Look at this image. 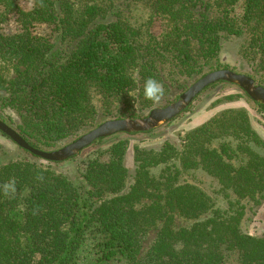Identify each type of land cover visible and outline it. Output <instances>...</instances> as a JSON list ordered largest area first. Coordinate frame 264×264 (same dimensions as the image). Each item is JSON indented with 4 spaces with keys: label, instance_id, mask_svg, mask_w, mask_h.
I'll list each match as a JSON object with an SVG mask.
<instances>
[{
    "label": "trees",
    "instance_id": "trees-1",
    "mask_svg": "<svg viewBox=\"0 0 264 264\" xmlns=\"http://www.w3.org/2000/svg\"><path fill=\"white\" fill-rule=\"evenodd\" d=\"M145 1L151 12L136 26L121 17L115 0L81 7L35 0L31 10L0 0V59L15 65L13 76L0 75V119L33 147L54 150L87 131L95 116L93 90L121 103L124 114L119 109L113 116L122 119L137 106H152L143 94L149 77L167 93L180 80L231 69L219 59L228 36L246 39L241 55L250 71L242 73L264 82V0ZM13 14L21 30L3 33L1 24ZM36 23L55 25L60 35L37 36ZM219 83L225 82L213 85ZM185 141L182 167L207 171L223 204H210L202 188L182 182L178 166L161 168L179 152L171 141L135 145L131 171L129 141H117L105 160H83L76 176L14 158L0 144V264H75L86 242L91 264H264V235L241 226L248 210L264 202V155L255 149L264 139L248 112L223 110L189 130ZM11 179L16 192L6 197L2 186ZM177 216L192 222L178 227Z\"/></svg>",
    "mask_w": 264,
    "mask_h": 264
},
{
    "label": "rangeland",
    "instance_id": "rangeland-1",
    "mask_svg": "<svg viewBox=\"0 0 264 264\" xmlns=\"http://www.w3.org/2000/svg\"><path fill=\"white\" fill-rule=\"evenodd\" d=\"M74 3L75 7H81L86 3H93L96 1L106 0H70ZM18 3L24 10H31L35 5V0H18ZM116 9L120 11V15L123 19L128 21L132 25L143 26L146 19L149 17L151 12L149 4L145 0H115ZM21 26L17 19V15H11L10 19L1 24V31L6 34H13L19 32ZM152 30L154 33L158 34L161 31V26L159 20L153 23ZM32 31L37 36H45L49 39L57 38L60 35V30L52 24L48 23H36ZM246 44V39L244 37H234L228 36L222 40V48L219 55L221 63H227L231 69L236 72H249V63L247 65V60L242 57L241 49L243 45ZM15 65L13 63L4 62L0 59V75L5 77H11L14 75ZM212 71H205L207 74ZM205 74H198L195 78L191 80H180V87L172 86L173 89L167 90L163 98L159 103H153L151 107L147 109H139L141 107L137 106L134 114H125L127 119H141L146 117L149 112L157 107H164L175 102L179 96L187 90L195 81ZM170 82V77L167 80ZM256 81V80H255ZM260 85L264 82L256 81ZM167 83V82H166ZM178 83V85H179ZM166 89V87H164ZM176 93V96H170ZM93 104L95 107V116L91 120L90 124L86 125V132L97 127L100 123L116 119L113 114L117 112L121 107V103L116 100H110L104 98L100 93L93 90ZM226 109H245L250 117V122L253 130L264 139V110L256 106L245 92L238 86L231 83H219L206 88L202 93H200L189 108L180 114L175 119L162 125L161 127L145 132L126 134L119 133L111 137L105 138L101 141H96L91 146L83 150L79 155L61 163H54L45 161L39 157L28 153L24 149L20 148L15 144L9 137L0 132V144L12 154V157L28 160L31 162H37L44 166H51L54 170L59 173H66L71 176H76L78 174V166L83 161L89 157L100 155L101 159L105 160L107 158L105 150L111 147L117 141L126 139L129 141V148L125 158V164L127 168L133 170L134 168V146L139 144L141 146H157L160 147L164 142L171 141L175 143L180 149L179 152L174 154L170 160L162 164L161 168L174 165L178 166L181 171L182 182L192 183L204 190V193L209 197L210 204H223V201L218 199L216 193L215 184L213 182V177L205 170L201 168H190L184 169L181 165V157L188 156L186 153L187 146L185 141V136L187 132L204 122H206L212 116L220 113ZM120 113L124 114L122 109L119 110ZM123 116V115H122ZM85 132V133H86ZM238 142L242 143V140L237 139ZM70 143V142H69ZM68 144V143H66ZM63 144L62 146L66 145ZM245 145L249 144V140L245 136ZM61 145L57 148L62 147ZM56 148V149H57ZM255 149L262 155H264V147H255ZM243 154V152H241ZM241 154V155H242ZM159 169L156 170L158 172ZM147 201H145L146 203ZM212 206V205H211ZM213 207H211L212 209ZM210 209V210H211ZM209 211L201 214L207 215ZM192 222V220L187 219L182 216H177L175 220V225L187 226ZM243 231L253 234V235H264V202L260 206H256L253 210H248L242 221ZM158 232L157 227L152 228L150 235L144 241L142 250H145L151 241L154 239L156 233ZM237 256H233L235 259ZM94 254L91 251L90 242H86L79 251V255L75 264H91L93 262ZM237 259V258H236ZM110 264H127L125 260H115ZM237 264V261L234 263Z\"/></svg>",
    "mask_w": 264,
    "mask_h": 264
},
{
    "label": "water",
    "instance_id": "water-1",
    "mask_svg": "<svg viewBox=\"0 0 264 264\" xmlns=\"http://www.w3.org/2000/svg\"><path fill=\"white\" fill-rule=\"evenodd\" d=\"M218 82L234 84L240 87L252 100L264 105V86L247 74L231 69H219L203 75L185 90L175 102L152 109L144 118L104 121L74 141L54 150L46 151L33 147L14 128L1 119L0 132L34 156L48 162L61 163L79 155L99 139H105L119 133H145L161 127L186 111L200 93Z\"/></svg>",
    "mask_w": 264,
    "mask_h": 264
},
{
    "label": "clouds",
    "instance_id": "clouds-1",
    "mask_svg": "<svg viewBox=\"0 0 264 264\" xmlns=\"http://www.w3.org/2000/svg\"><path fill=\"white\" fill-rule=\"evenodd\" d=\"M144 98L152 103H159L165 94L164 85L158 80L149 77L144 82L143 89ZM37 179L42 181L44 179L42 173H38ZM15 179H11L2 186L4 196H14L16 192Z\"/></svg>",
    "mask_w": 264,
    "mask_h": 264
}]
</instances>
